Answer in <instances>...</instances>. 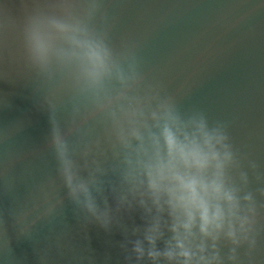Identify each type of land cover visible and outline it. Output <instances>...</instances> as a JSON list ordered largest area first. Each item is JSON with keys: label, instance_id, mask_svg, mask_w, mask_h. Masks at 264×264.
<instances>
[{"label": "water", "instance_id": "95a60500", "mask_svg": "<svg viewBox=\"0 0 264 264\" xmlns=\"http://www.w3.org/2000/svg\"><path fill=\"white\" fill-rule=\"evenodd\" d=\"M85 2L72 0L74 14ZM57 4L0 0V264H130L127 241L142 226L140 210L121 209L107 230L85 218L68 197L49 146L54 118L82 177L85 162L106 171L117 163L103 115H91L70 74L54 71L47 79L27 60L26 17L37 9L59 14ZM91 24L106 34L114 55L130 50L135 56L142 76L137 94L157 91L181 113L199 111L210 123L226 125L249 175L246 190L261 206L256 247L239 249L238 264H264L258 191L264 188V0H101ZM101 179L98 202L107 198L115 208L108 182L114 185L116 177ZM227 251L222 244L221 254Z\"/></svg>", "mask_w": 264, "mask_h": 264}, {"label": "clouds", "instance_id": "9594fccd", "mask_svg": "<svg viewBox=\"0 0 264 264\" xmlns=\"http://www.w3.org/2000/svg\"><path fill=\"white\" fill-rule=\"evenodd\" d=\"M100 6L101 0H86L74 14L72 0H58L59 14L37 9L23 25L30 66L47 79L54 71L70 74L76 94L92 105L91 115H103L117 161L107 171L85 162L88 175L82 177L66 133L52 118L49 146L68 197L106 230L121 209L140 210L142 226L127 241L130 264H238L239 249L256 247L261 206L246 190L249 175L226 125L210 123L199 111L181 113L157 91L137 94L142 76L135 56L130 50L114 55L106 34L91 24ZM248 168L257 165L250 161ZM108 173L116 177L114 185L108 182L115 208L107 198L98 202ZM258 191L264 197V188Z\"/></svg>", "mask_w": 264, "mask_h": 264}]
</instances>
